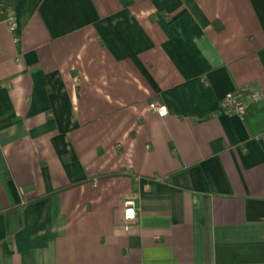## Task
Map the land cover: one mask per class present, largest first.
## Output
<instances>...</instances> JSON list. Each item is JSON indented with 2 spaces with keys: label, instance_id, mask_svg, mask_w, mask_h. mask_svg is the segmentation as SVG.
<instances>
[{
  "label": "crops",
  "instance_id": "0c3cea01",
  "mask_svg": "<svg viewBox=\"0 0 264 264\" xmlns=\"http://www.w3.org/2000/svg\"><path fill=\"white\" fill-rule=\"evenodd\" d=\"M3 13L0 264H264V0Z\"/></svg>",
  "mask_w": 264,
  "mask_h": 264
},
{
  "label": "built area",
  "instance_id": "2783aa9c",
  "mask_svg": "<svg viewBox=\"0 0 264 264\" xmlns=\"http://www.w3.org/2000/svg\"><path fill=\"white\" fill-rule=\"evenodd\" d=\"M11 27L16 25L13 18L8 19ZM1 56V54H0ZM262 96L259 91H254L250 94H245L242 90H236L226 95L222 102V108L229 113H236L241 117H245L251 104L261 101ZM150 108L153 112L157 113L161 117L169 115V108L166 104L152 103ZM136 207L134 198L129 199L126 202V208L124 212V219L126 222V228L130 221L136 218Z\"/></svg>",
  "mask_w": 264,
  "mask_h": 264
},
{
  "label": "trees",
  "instance_id": "16d2710c",
  "mask_svg": "<svg viewBox=\"0 0 264 264\" xmlns=\"http://www.w3.org/2000/svg\"><path fill=\"white\" fill-rule=\"evenodd\" d=\"M14 0H0V8L4 11L2 18L7 16V10L13 5Z\"/></svg>",
  "mask_w": 264,
  "mask_h": 264
}]
</instances>
